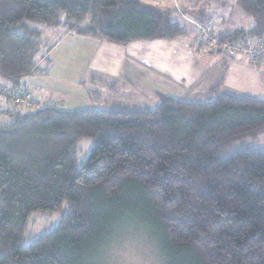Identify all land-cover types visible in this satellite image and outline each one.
I'll list each match as a JSON object with an SVG mask.
<instances>
[{
    "label": "trees",
    "instance_id": "1",
    "mask_svg": "<svg viewBox=\"0 0 264 264\" xmlns=\"http://www.w3.org/2000/svg\"><path fill=\"white\" fill-rule=\"evenodd\" d=\"M199 1L204 15L187 13L204 24L209 3L229 4ZM231 7L248 16L247 26L217 31L210 47L228 61L221 43L264 39V0ZM173 11L141 0H0V81L30 89L28 76L48 72L49 56L42 65L36 56L52 44L38 24L125 44L185 34ZM196 45L204 50L199 38ZM219 82L202 102L158 93L154 107L116 100L102 109L48 102L32 111L0 109L7 119L0 115V264H80L85 246L107 236L101 217L129 198L149 213L161 248L180 264H264V147L249 142L264 132V99L220 90ZM2 87L0 95L13 99ZM81 138L92 143L78 162ZM35 210L62 213L25 243Z\"/></svg>",
    "mask_w": 264,
    "mask_h": 264
},
{
    "label": "rangeland",
    "instance_id": "2",
    "mask_svg": "<svg viewBox=\"0 0 264 264\" xmlns=\"http://www.w3.org/2000/svg\"><path fill=\"white\" fill-rule=\"evenodd\" d=\"M230 2L232 0H226ZM234 1V0H233ZM198 0H178L180 5L179 11H184L185 13L188 12L191 8H197ZM186 4V5H184ZM168 7V6H167ZM205 7V5H202ZM214 7L213 5H209L206 7L208 10L209 8ZM169 8V7H168ZM197 8L195 10L197 15L203 16L204 12L200 13V9ZM178 10L173 11L171 14L173 17L178 19ZM203 10H205L203 8ZM188 14V13H187ZM184 14L181 16V23L185 25L186 32L182 36H187V38H193V41H196V38L199 36L198 25H203L204 27H208L211 29V34H216L217 30L215 26L212 24H204L199 20L191 19L189 15ZM240 15L237 14L233 17L232 20L239 21ZM248 17V16H247ZM247 17L243 15V18ZM180 19V18H179ZM191 21V22H190ZM244 26H247V22L240 21ZM234 24L231 23L229 26L232 27ZM38 27L43 29L42 40L47 44H53L57 41V38L61 36L62 32L64 31V27L56 26L50 27L43 24H38ZM58 51V50H54ZM61 51H59L60 54ZM54 53L46 52V49H42L38 55L36 56L37 60H40L43 56L49 55L51 56ZM198 56L203 58L204 54L201 53V50L197 52ZM63 56V55H61ZM245 56V55H244ZM241 57V56H234ZM248 57V56H247ZM43 59V58H42ZM209 59L218 63V66L221 67L225 66V60L227 59L225 56L220 55L217 52H214L210 55ZM252 62L255 64L257 61L251 59ZM44 63V62H42ZM133 63V62H132ZM59 65H63L62 63H58ZM53 66V65H52ZM55 67V66H54ZM105 67L109 68L110 64L105 63ZM129 67L130 71L127 70ZM53 68V67H52ZM137 68L135 71L131 68L130 64L125 65L124 73L127 74V77L116 79L117 83L114 87V91L107 90L103 84L91 80H83L84 88L75 86V82L73 81V71H58L56 72L53 69L49 70L46 75H38L39 77L37 80L43 81L44 83L53 84L55 78L58 75L59 82L64 85V89L68 90V93L57 91L58 95L60 96V102L55 103L53 101L52 92L45 87L40 88L39 85L33 86V92L28 89L27 91L30 92V100L28 104L24 102H15L12 98L11 100L6 98L4 94L0 95V109L9 108L10 110H27L32 111L36 108L45 105V102H48L49 105H55L56 107L71 110V109H102L108 105V101L111 97L116 99L120 102L130 103V104H137V105H148L154 107L157 105L159 101V92L152 91L147 87H143L139 85L140 80L142 77H137V73L145 72L148 74L147 76L152 75L149 71H145L139 64H137ZM73 70V69H70ZM223 69H218L215 71L216 77H220L222 74ZM97 74L96 71L91 70L88 68L87 75L89 74ZM102 74V73H101ZM104 77H103V76ZM99 78H102L105 83H109L110 77L107 74H102ZM131 75V76H130ZM97 76V75H96ZM56 78V79H57ZM128 78V79H126ZM211 79V80H210ZM61 80V81H60ZM144 79L141 80L140 84H142ZM212 81V76L208 78L202 79L198 83L197 86L201 88H205L204 92L198 93V91H190L186 92L185 89L182 90L178 85L172 86L176 87V90L173 88L164 89L165 95H171L174 97L181 98L183 100H195V101H206L213 96L216 95L215 93V86H208V83ZM148 84H151L150 81H145ZM144 82V84H145ZM169 85L172 83L171 80L166 78V81ZM2 86H6L7 84L0 81ZM119 83L122 84V88L119 89ZM156 83V82H154ZM27 84V82L25 83ZM139 85V86H138ZM48 86V85H47ZM208 86V87H207ZM74 87V88H73ZM71 88H73L71 90ZM82 89H87V92L82 94ZM197 89V88H196ZM71 90V91H70ZM88 90L97 91L95 94L89 93ZM92 91V92H93ZM80 93V98L78 97L77 93ZM89 95H88V94ZM76 94V95H75ZM90 96V97H89ZM36 97V98H34ZM55 97V96H54ZM79 99V100H78ZM1 120H7L5 113L0 111ZM250 144L254 147H264V132H262L256 139L249 140ZM92 143V139L90 138H81L77 144V151H78V162L83 161L89 152L90 146ZM129 203L125 201H118L114 206L109 209L108 214L101 217L100 221L98 222L99 225L103 226L104 223L107 225L108 232L107 236L103 237H96L92 241H90L86 246V253L79 259L80 264H180L179 257L175 258L173 256V252L167 250L165 253L164 250L161 248L160 244L158 243V232L159 228L156 226L157 224L152 220V217L149 213H145L144 209L133 202L131 198L128 199ZM65 202L62 204V209L65 207ZM60 210H35L32 211L27 217L26 228L24 231V242L28 243L35 237H37L40 233L48 231L52 229L56 224H58L59 219L61 217ZM115 231L112 230L114 226H116ZM114 231V232H113ZM108 233L111 235L109 236ZM101 241V242H100ZM84 245V244H83Z\"/></svg>",
    "mask_w": 264,
    "mask_h": 264
},
{
    "label": "crops",
    "instance_id": "3",
    "mask_svg": "<svg viewBox=\"0 0 264 264\" xmlns=\"http://www.w3.org/2000/svg\"><path fill=\"white\" fill-rule=\"evenodd\" d=\"M141 1L160 7L161 9L169 7L168 9L178 10L180 7L178 0ZM233 2V0L228 2L229 4L226 6L213 4L214 7L206 11V14H211L209 24L215 26L218 32L231 31L236 26L242 25L241 23L243 22L240 21L243 20L246 22L247 19L243 18V15L239 11L231 7ZM180 13L182 16L187 14L184 11L178 10L179 20L182 19ZM237 14L241 16L239 21L232 20ZM187 15L191 19H195L191 14ZM231 23L234 24L232 27L229 26ZM59 51H61L60 54ZM199 51L196 41L194 42L193 38H187V36H176L171 39L134 40L121 44L106 39L74 34L64 27L61 36L57 38V41L51 45V49L48 51V53H54L50 59L51 64L49 70L53 69V72L54 70L56 72L62 70L73 71L75 86L83 87V80L86 78L88 81H97L103 84L107 90L114 91L117 83L116 79L120 77L125 78L129 74L124 73L125 65L130 64L131 68L138 71L136 69H138L137 64H139L145 71L147 70L152 74L147 76L148 74L140 70V73H137V77H142L144 81L140 84L141 79L139 85L162 94L165 93L164 89L169 87L170 89L173 88L176 90V87L172 86L177 85L182 90L185 89L186 92L196 90L200 94L204 92L205 88L197 86L198 83L202 79L212 76V81L208 83L209 87L220 81V90L226 89L264 99V54L255 64L250 57L242 55L241 57H233L230 61L226 59L225 66L221 67V65L218 66L217 62L209 59L213 53L211 49L207 50V52L204 50L201 51L204 54L203 58L197 55ZM42 58L38 60L40 65L43 64L42 62H45L44 58ZM58 63H62L63 65H59ZM105 63L110 64V67H105ZM88 68L96 71L97 74L91 73L87 75ZM129 69L127 67L128 71H130ZM218 69H223L220 77H216L215 75V71ZM101 73L109 75L112 77V80L110 79L109 83H105L106 80L99 78L102 75ZM46 74L30 75L24 82H27L32 92L34 91L32 89L33 86L36 85H39L40 88L45 87L51 90L53 101L58 103L61 100L57 91L68 93V90L64 89L65 84L59 82L58 75L56 77L57 79L55 78V81H53V84H47L37 80L38 75ZM166 78L172 81L170 85L168 82H165ZM145 81H150L151 84ZM118 87L121 89L122 84L119 83ZM81 92L84 94L86 90L82 89ZM77 94L80 98V93L78 92ZM111 101H116V99L111 97L108 102Z\"/></svg>",
    "mask_w": 264,
    "mask_h": 264
},
{
    "label": "built area",
    "instance_id": "4",
    "mask_svg": "<svg viewBox=\"0 0 264 264\" xmlns=\"http://www.w3.org/2000/svg\"><path fill=\"white\" fill-rule=\"evenodd\" d=\"M199 36L198 38L204 43V51L214 47L215 43L218 42L216 37L211 34V29L198 25ZM221 50L230 54L231 56H248L254 61H257L264 54V39L260 37H247L241 43H227L223 42L220 44ZM5 90H8L13 97L15 102H24L28 104L30 100V92H28L26 86L17 88V90L10 89L8 86H3ZM35 98V97H34Z\"/></svg>",
    "mask_w": 264,
    "mask_h": 264
}]
</instances>
